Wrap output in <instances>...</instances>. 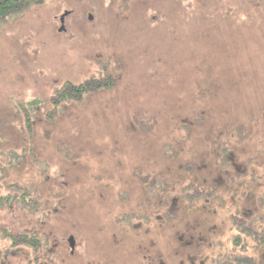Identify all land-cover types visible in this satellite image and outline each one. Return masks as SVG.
<instances>
[{
	"label": "rangeland",
	"instance_id": "obj_1",
	"mask_svg": "<svg viewBox=\"0 0 264 264\" xmlns=\"http://www.w3.org/2000/svg\"><path fill=\"white\" fill-rule=\"evenodd\" d=\"M22 5L0 15V264H264V0Z\"/></svg>",
	"mask_w": 264,
	"mask_h": 264
},
{
	"label": "trees",
	"instance_id": "obj_2",
	"mask_svg": "<svg viewBox=\"0 0 264 264\" xmlns=\"http://www.w3.org/2000/svg\"><path fill=\"white\" fill-rule=\"evenodd\" d=\"M29 3H32V4L33 3H39V0H0V15H4L5 13L9 12L11 9L15 8L16 5H22V4H24L22 6H25V8H27V6H29ZM59 19L60 20H63L64 17H63V19H61V17H59ZM107 74H108L107 77H109V78L112 76V73H110V72H108ZM106 84H111V83H107V82L105 83L103 81L102 82L97 81V83H95V86L94 87H100V86L106 85ZM86 88L87 87H86V84L85 83L80 84V85H75V84H72L70 82L65 81L63 83V86H61L60 89H58L56 91V93H59V95H60V93H66L67 92L69 96H72V95L73 96H78V94L80 92H82ZM53 103L54 104L58 103L55 100V98H53ZM253 238H254V241L256 242L255 243V247H256L255 250L256 251L254 250L253 252H254V254H257L258 255L257 251L258 252L259 251H262V249H260L261 247L264 248V227H262L261 229L258 228L257 229V232L253 235ZM235 239L239 241L240 235L237 238H235ZM236 240H235V242H236ZM237 246L238 245H235V247H237ZM235 258H237V257H235ZM223 261H224L223 264H231V262H229L227 260H223Z\"/></svg>",
	"mask_w": 264,
	"mask_h": 264
},
{
	"label": "water",
	"instance_id": "obj_3",
	"mask_svg": "<svg viewBox=\"0 0 264 264\" xmlns=\"http://www.w3.org/2000/svg\"><path fill=\"white\" fill-rule=\"evenodd\" d=\"M64 16L61 17V19H63ZM70 241H72V239L70 238ZM73 245V243H71V246Z\"/></svg>",
	"mask_w": 264,
	"mask_h": 264
}]
</instances>
